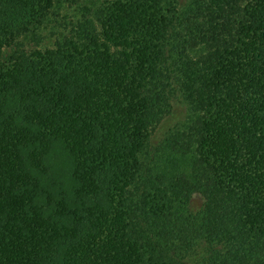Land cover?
<instances>
[{"label":"trees","instance_id":"obj_1","mask_svg":"<svg viewBox=\"0 0 264 264\" xmlns=\"http://www.w3.org/2000/svg\"><path fill=\"white\" fill-rule=\"evenodd\" d=\"M0 264H264V0H0Z\"/></svg>","mask_w":264,"mask_h":264},{"label":"rangeland","instance_id":"obj_2","mask_svg":"<svg viewBox=\"0 0 264 264\" xmlns=\"http://www.w3.org/2000/svg\"><path fill=\"white\" fill-rule=\"evenodd\" d=\"M70 13L74 15V12L72 13L71 10ZM55 30H58V28ZM185 116H186L185 109L182 106L177 105L174 108L173 112L160 124V126L156 130L153 138V143L154 144L157 143L160 140V137H163V135L169 131V129L173 126V124L182 121L183 119H185ZM201 206H202V198L198 195L193 196L190 203V207L192 211L199 210Z\"/></svg>","mask_w":264,"mask_h":264}]
</instances>
